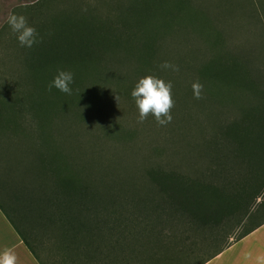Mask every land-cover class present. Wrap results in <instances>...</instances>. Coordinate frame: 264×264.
<instances>
[{
	"label": "trees",
	"instance_id": "obj_1",
	"mask_svg": "<svg viewBox=\"0 0 264 264\" xmlns=\"http://www.w3.org/2000/svg\"><path fill=\"white\" fill-rule=\"evenodd\" d=\"M109 1L113 12L101 19L99 35L93 34L86 19L69 26L66 14L58 19L64 26L58 37H45L32 47L30 57L21 47L20 61L27 69L24 77L31 84L36 82L35 89L43 86L38 77L43 65L74 72L75 66L79 65L78 70L87 66L82 65L85 60H95L111 77L114 73L124 74L105 80L104 87L114 86L115 90L133 89L140 76L153 74L154 45L166 40V30L153 25L157 30L142 33L141 48L124 49L130 34L127 19H137L141 11H137L138 0ZM187 2L195 5L193 13L209 15L201 9L202 4L196 6L197 1ZM144 3L141 8L147 12L135 31L156 15L149 10V2ZM253 6L264 35V7ZM189 31L180 42L190 46L189 38L193 36L206 45L205 34L200 30L194 33V27ZM261 45L264 49V40ZM215 46L211 49L222 48ZM223 47L228 50L226 45ZM199 48H193V54ZM178 59L183 62L182 56ZM191 72L192 82L199 81L205 88L210 83L214 88H240L252 93L249 101L239 107L234 126L232 122L219 128L214 123L207 126L206 132L212 137L209 146L228 151L180 154L176 148L183 144L177 138L184 142V134L198 130L199 125L178 123L173 129L177 138L171 137L169 143L145 149L144 144H137L138 136H124L112 146L114 152L104 156L101 152L109 131H104L103 124L97 125L104 137L88 133L93 127L86 126L90 142H84L72 122L49 121V131L60 137L63 154L59 164L66 175L53 180L54 175L59 176L52 170L56 158L32 151L19 182L11 174L6 179L5 188H13L11 192L16 195L14 199L6 196L12 214L0 203L1 211L40 264L46 263L38 255L39 247L49 254L56 252L50 264H203L264 224V217L260 219L264 214V54L251 48L234 52L230 59L218 55L215 64L200 63ZM189 79L185 77L190 83ZM119 95L117 101L116 95L110 94L107 102L112 106L117 101L118 107L132 110V97ZM102 137L105 143L100 145L97 142ZM24 161L19 159L18 163ZM14 214L25 223V232L14 222ZM253 219L259 221L245 227L233 242L221 245L233 229Z\"/></svg>",
	"mask_w": 264,
	"mask_h": 264
},
{
	"label": "rangeland",
	"instance_id": "obj_2",
	"mask_svg": "<svg viewBox=\"0 0 264 264\" xmlns=\"http://www.w3.org/2000/svg\"><path fill=\"white\" fill-rule=\"evenodd\" d=\"M144 1L145 3L143 0L137 1V11L141 10L137 19H127L130 34L128 39L123 40V48L135 50L141 48L144 43L142 33L146 34V29L147 32L159 28L166 30V40L154 45L155 55L151 61V68L154 67V70L151 75L161 78L165 82L171 81L173 84L172 98L175 106L171 111L172 122L167 126H158L153 116H149L143 123H138V110L132 101H130V104L134 106L132 110L124 109L122 106L118 107L117 101L112 102L111 106L107 102L110 94L131 97L133 89L118 88L115 90L114 86L110 89L104 87L107 78L116 79L124 74L114 73L115 77H111L113 75L107 74L103 68H100L102 64L98 67L95 60H85L86 64L82 65L87 66L80 70H78L79 65L75 66L76 71L72 72L74 83L70 85L71 95L62 93L55 88L48 91L49 83L57 71L62 70L56 66L43 65V71L41 70L38 74L43 83L40 89H35L36 82L31 84L29 78L24 77V72H27V69L20 61L21 47L6 22L9 13L25 16L30 26L36 28L37 32L40 30L39 36L43 39L59 36L60 30L64 26L59 24L58 19H62V16L66 14L69 26L78 25L79 21L84 19L88 20V26L96 36L100 34L97 28L101 26V19L113 12L109 0H0V203L10 215L12 209L6 196L10 195L14 199L16 195L13 193V188H5V184L8 183L6 179L11 174L19 182L23 170L30 164L32 151H35L36 155L43 154L49 158H56L52 170L56 171L59 176L54 175L53 180H58L66 175L65 168L59 164L61 154H63L59 144L60 137L58 133L53 132L52 134L49 131V121L72 122L76 125L75 130L84 142L86 140L90 142L89 136H86V126L93 127L88 133L98 136L103 135L104 137L103 132L109 131V136L106 139L102 137L99 142L94 140L91 142L101 145L106 140L108 145L105 144L103 153L101 152L104 156L114 152L112 146L118 144V141H122L121 138L124 136H138V141L141 143L137 141V144H144L145 149L169 143L171 137L177 138L173 129L176 128L174 125L178 123L199 125L198 130L184 134L186 135L184 142L177 138V142L183 144L176 148L180 154L228 151L224 148L216 150L209 146L208 143L212 137L206 132L207 126L214 123L219 128L231 122L234 126L239 107L249 101L248 98L252 97V93L250 90L242 89L243 91H240V88H214L208 83V88L204 87L203 89V99L197 100L193 96L191 87L193 83L190 78L191 71L199 67L200 63L204 66L207 62L215 64L218 55L230 59L234 52H247L251 48H254L257 53L264 54L261 45L264 35L255 16L256 8L253 6L255 4L258 8H263L264 0H193L197 1L196 6L202 4L201 9L209 12V15L205 17L199 12L193 13L195 5L192 2L190 5L187 0ZM147 2L150 5L149 10L152 11V14H156L155 18L151 21L148 20L144 27L142 24L141 29L135 31L137 23L147 12L146 9L142 10L141 5ZM226 6H229L227 10L222 9ZM147 24L150 25L147 26ZM192 27L195 28L194 33L200 30L206 35L208 42L205 46L204 40L200 41L193 36L189 38L190 46L180 42V40L183 41L182 37L187 32L190 33L189 29ZM220 31H222V35H225V38L221 36ZM158 33L159 31H157ZM106 37L108 36L106 35ZM215 45L222 46V48L212 50L211 47ZM223 45H226L228 50L224 49ZM193 48H199V52L193 54ZM30 50L32 48H25L24 53L27 57L33 55ZM181 56L183 62L178 59ZM208 58L209 61H207ZM165 61L178 65L179 71L161 70L159 65ZM185 77L190 78V83L185 80ZM125 88H127V84H125ZM126 103L129 102L126 101ZM198 121L202 123H198ZM97 124H103L104 131ZM228 135L231 136L233 133ZM34 145L35 147H33ZM166 146L169 147V144ZM169 154L170 152H167V157L170 156ZM165 155L164 153L163 156ZM169 158L166 159L167 162ZM19 159L25 161L20 165ZM12 190L13 192H11ZM259 201L260 199H257V202ZM262 217L264 214L260 215V219ZM13 218L17 226L25 232V223L15 214ZM258 221V219L246 221L233 229L229 238L221 240V245L233 242L245 230V227ZM46 239H44L43 245H45ZM207 249L204 250L203 256ZM37 250L43 262L46 264L53 262L55 251L49 254L44 248L39 247ZM214 250L215 248L208 251Z\"/></svg>",
	"mask_w": 264,
	"mask_h": 264
},
{
	"label": "clouds",
	"instance_id": "obj_3",
	"mask_svg": "<svg viewBox=\"0 0 264 264\" xmlns=\"http://www.w3.org/2000/svg\"><path fill=\"white\" fill-rule=\"evenodd\" d=\"M11 32L16 36L20 47L31 49L34 45L43 42L36 28L29 25L23 15L9 13L6 20ZM161 70L179 71V66L165 61L159 65ZM74 83V74L71 71L58 70L53 80L48 85V91L53 88L62 93L71 95ZM195 99H203L204 86L196 81L191 85ZM173 84L165 82L154 75H147L138 80L131 91V97L138 110V123H143L149 116H153L158 126H167L172 122L171 111L175 106L172 98ZM118 101V97L116 96ZM0 264H17V257L11 248L0 252Z\"/></svg>",
	"mask_w": 264,
	"mask_h": 264
},
{
	"label": "crops",
	"instance_id": "obj_4",
	"mask_svg": "<svg viewBox=\"0 0 264 264\" xmlns=\"http://www.w3.org/2000/svg\"><path fill=\"white\" fill-rule=\"evenodd\" d=\"M11 248L17 264H40L0 209V252ZM203 264H264V224Z\"/></svg>",
	"mask_w": 264,
	"mask_h": 264
}]
</instances>
